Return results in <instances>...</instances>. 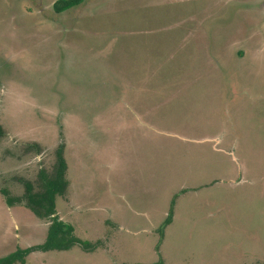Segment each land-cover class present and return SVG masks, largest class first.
<instances>
[{
  "label": "rangeland",
  "instance_id": "rangeland-1",
  "mask_svg": "<svg viewBox=\"0 0 264 264\" xmlns=\"http://www.w3.org/2000/svg\"><path fill=\"white\" fill-rule=\"evenodd\" d=\"M55 1L0 0V257L46 239L2 191L63 143L95 248L26 264H264V0Z\"/></svg>",
  "mask_w": 264,
  "mask_h": 264
},
{
  "label": "trees",
  "instance_id": "trees-1",
  "mask_svg": "<svg viewBox=\"0 0 264 264\" xmlns=\"http://www.w3.org/2000/svg\"><path fill=\"white\" fill-rule=\"evenodd\" d=\"M84 0H56L53 9L60 13L77 7ZM3 133L0 126V135ZM65 145L60 143L55 150L56 162L51 172L42 169L38 175V183L23 179L24 193L22 196H11L10 192L2 191L8 205L24 203L33 213L43 219H49L46 239L28 247H19L15 251L0 257V264H26V258L35 251L68 250L75 245L85 251H92L95 245L89 240H83L75 234L72 223L63 220L57 213V197L65 195L69 188L67 178L68 163L64 156ZM172 212L168 215L166 223H170Z\"/></svg>",
  "mask_w": 264,
  "mask_h": 264
},
{
  "label": "flooded vegetation",
  "instance_id": "flooded-vegetation-1",
  "mask_svg": "<svg viewBox=\"0 0 264 264\" xmlns=\"http://www.w3.org/2000/svg\"><path fill=\"white\" fill-rule=\"evenodd\" d=\"M262 3H263V1H262Z\"/></svg>",
  "mask_w": 264,
  "mask_h": 264
}]
</instances>
